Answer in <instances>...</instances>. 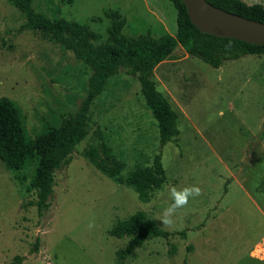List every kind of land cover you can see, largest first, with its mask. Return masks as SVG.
Segmentation results:
<instances>
[{
	"label": "rangeland",
	"instance_id": "rangeland-1",
	"mask_svg": "<svg viewBox=\"0 0 264 264\" xmlns=\"http://www.w3.org/2000/svg\"><path fill=\"white\" fill-rule=\"evenodd\" d=\"M247 4L264 0H242ZM48 18L87 24L107 40L118 12L123 32L153 36L176 32L169 0H32ZM24 16L0 0V96L20 109L26 134L34 138L46 123L73 114L85 93L89 68L38 31L23 29ZM156 88L178 113V135L161 147L166 182L140 201L124 184L128 171L152 162L159 150L156 122L138 81L123 72L110 77L91 105L86 136L69 161L54 172L49 207L39 216L29 182L35 161L15 171L0 161V264L16 255L19 264H264V54L245 55L215 68L181 46L153 71ZM98 128L122 153L119 179L98 171L82 154ZM197 185L189 200L163 228L158 218L171 200L167 186ZM163 195L157 196V191ZM174 234L152 238L121 263L117 250L127 237L111 226L136 211ZM89 223L95 227L89 229ZM37 253H30L35 239Z\"/></svg>",
	"mask_w": 264,
	"mask_h": 264
},
{
	"label": "trees",
	"instance_id": "trees-1",
	"mask_svg": "<svg viewBox=\"0 0 264 264\" xmlns=\"http://www.w3.org/2000/svg\"><path fill=\"white\" fill-rule=\"evenodd\" d=\"M24 16L23 29L38 31L49 37L89 68L85 93L73 114L58 123H46L34 138L24 129L19 107L7 96H0V161L7 169L19 170L35 161V169L29 188L35 191V206L39 216L48 209L49 197L54 185V172L66 165L74 146L86 136L91 105L101 93L107 80L123 72L134 77L140 88L145 106L156 122L159 150L149 165L136 167L125 176L124 184L133 189L140 201L150 199L151 192L166 182L161 161V147L172 141L179 133L178 113L168 99L156 88L154 68L166 59L177 46L193 57L212 67H219L227 60L245 55L264 54V43H248L231 37H220L201 32L190 21L181 0H169L176 11V32L153 36L149 31L130 35L123 32L125 19L118 12H106L110 25L106 28L107 40L87 24L48 18L37 11L32 0H9ZM242 17L264 23V7L259 3L247 4L242 0H206ZM264 130V119L262 121ZM83 156L102 174L117 180L124 169L122 153L115 151L96 128L94 141L83 149ZM109 234L116 238L127 237L123 248L117 250V262L121 263L133 250L152 238L168 239L174 234L185 236V231L170 232L160 228L143 211L138 210L124 219L117 220ZM39 239L36 238L30 253H37ZM24 256L16 255L8 264H19ZM180 264H187L184 260Z\"/></svg>",
	"mask_w": 264,
	"mask_h": 264
},
{
	"label": "water",
	"instance_id": "water-1",
	"mask_svg": "<svg viewBox=\"0 0 264 264\" xmlns=\"http://www.w3.org/2000/svg\"><path fill=\"white\" fill-rule=\"evenodd\" d=\"M190 21L203 33L264 43V23L215 7L206 0H181Z\"/></svg>",
	"mask_w": 264,
	"mask_h": 264
},
{
	"label": "clouds",
	"instance_id": "clouds-1",
	"mask_svg": "<svg viewBox=\"0 0 264 264\" xmlns=\"http://www.w3.org/2000/svg\"><path fill=\"white\" fill-rule=\"evenodd\" d=\"M167 193L171 200V203L167 208L163 210L162 215L158 218L162 222L163 228H172L175 220L174 216L178 210L185 208L190 198L195 199L202 195V189L197 185H191L186 187H177L175 185L167 186ZM157 196L163 195V192L157 191ZM89 229L95 227L94 223H89Z\"/></svg>",
	"mask_w": 264,
	"mask_h": 264
},
{
	"label": "crops",
	"instance_id": "crops-1",
	"mask_svg": "<svg viewBox=\"0 0 264 264\" xmlns=\"http://www.w3.org/2000/svg\"><path fill=\"white\" fill-rule=\"evenodd\" d=\"M264 7V6H263Z\"/></svg>",
	"mask_w": 264,
	"mask_h": 264
}]
</instances>
